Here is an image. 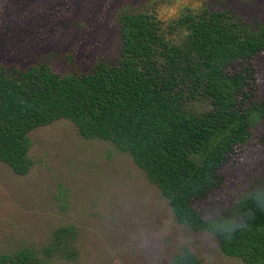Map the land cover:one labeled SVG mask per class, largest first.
Returning <instances> with one entry per match:
<instances>
[{"label": "trees", "instance_id": "trees-1", "mask_svg": "<svg viewBox=\"0 0 264 264\" xmlns=\"http://www.w3.org/2000/svg\"><path fill=\"white\" fill-rule=\"evenodd\" d=\"M115 17L111 60L72 72L44 57L0 62V161L27 175L30 133L68 119L81 136L128 153L179 225L211 231L226 256L264 264V192L251 187L220 212L245 154L264 144L253 130L264 123V21L210 2L167 19L153 3ZM80 238L76 225L60 224L41 244L1 249L0 264H80ZM168 243L159 242L155 264H202Z\"/></svg>", "mask_w": 264, "mask_h": 264}, {"label": "rangeland", "instance_id": "rangeland-1", "mask_svg": "<svg viewBox=\"0 0 264 264\" xmlns=\"http://www.w3.org/2000/svg\"><path fill=\"white\" fill-rule=\"evenodd\" d=\"M203 2L232 4L246 18L264 21V0H0V62L26 66L44 57L60 72L88 69L116 56L117 11L153 3L167 19ZM253 130L263 134L264 123ZM30 136L27 175L0 161V250L41 244L52 228L70 223L81 232L80 264H155L160 241L169 250L191 248L202 264H244L223 254L211 231L179 225L157 186L111 142L81 136L68 119ZM246 154L222 195L227 209L221 213L251 187L264 192V144Z\"/></svg>", "mask_w": 264, "mask_h": 264}]
</instances>
